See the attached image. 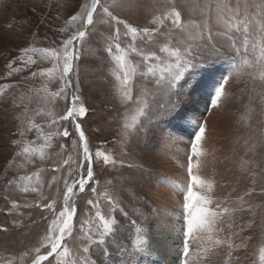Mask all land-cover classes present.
I'll use <instances>...</instances> for the list:
<instances>
[{
    "label": "rangeland",
    "instance_id": "obj_1",
    "mask_svg": "<svg viewBox=\"0 0 264 264\" xmlns=\"http://www.w3.org/2000/svg\"><path fill=\"white\" fill-rule=\"evenodd\" d=\"M101 3L109 7L113 16L134 27L159 29L152 36L141 33L133 41L130 34L124 35L123 25L119 26V43L136 69L131 84L132 102L123 99L116 79L123 74L112 58L119 54L113 39V23L108 17L100 19L99 8L94 25L87 28L88 35L77 46L79 57L73 60L67 98L64 93L53 96L63 86L62 42L82 29L79 22H71V16L83 12L89 0H0V264H31L38 247L41 254L47 251L42 245L51 234V221L63 209L66 187L78 178L80 171L82 150L78 139L53 135L65 127L74 132L73 124L59 119L68 111L74 93L81 96L89 109L83 127L90 148L93 153L98 149L104 151L116 163L94 159L96 192L74 190L70 201L76 209L74 227L72 235L63 242L69 255L50 259L59 264H121V253L131 251L136 239L143 236L129 223L132 219L145 230L151 224L152 254L139 257V264H184L182 195L190 182L187 157L191 153L190 140L196 133L195 121L203 119L206 133L201 142L202 154L193 157L199 165L193 172L213 182L210 207L220 215L216 217L211 239L208 234H199L203 238L190 244L189 264H262L264 60L260 46L264 35L257 21L264 24V0ZM174 11L181 14V28L171 24ZM157 18L163 19L162 26L154 23ZM229 20L241 22V29L242 22H248L247 46L242 31L229 29ZM210 44L215 45L217 53L214 62L187 78L189 83L181 88L184 102L179 115L169 113L149 121L169 101V95L153 83L149 65L157 68L163 66L161 62L173 59L162 51L164 48L179 49L182 54L191 49L200 59L207 55ZM109 47L113 48L112 55L108 53ZM24 48H51L61 59L54 61L40 51L25 54ZM67 51L71 52V46ZM152 54L159 60H144ZM29 60L35 63H27ZM54 67L56 71L51 76L43 74ZM13 68L19 71L12 72ZM33 72L37 75L33 76ZM226 74L229 77L225 95L219 107L212 108L214 89ZM197 80L203 81V87L192 94L191 85ZM145 103L147 114L139 120L147 124L148 131L142 130L140 123L133 125L132 119ZM54 119L55 124L51 123ZM189 120L193 123L189 124ZM33 124L37 127L26 131ZM21 131H25L23 137ZM22 144L37 151L18 156ZM25 187L29 191L25 192ZM195 191L209 195L206 187L197 186ZM113 198L118 202V210L109 204ZM88 200L95 201L106 218L117 221L115 236L106 237V245L94 244L88 238L91 235L99 239L96 208ZM53 202L55 213L43 207ZM156 210L163 227L154 222V215L148 220L143 218ZM216 240L221 243L215 244ZM85 247L89 248L88 253H84ZM105 247L107 257L102 256ZM172 252L176 258L166 259Z\"/></svg>",
    "mask_w": 264,
    "mask_h": 264
},
{
    "label": "snow or ice",
    "instance_id": "obj_2",
    "mask_svg": "<svg viewBox=\"0 0 264 264\" xmlns=\"http://www.w3.org/2000/svg\"><path fill=\"white\" fill-rule=\"evenodd\" d=\"M227 9V5L224 6ZM100 9L101 15L100 19H104V17H108L109 21L113 23V39L116 41L115 49L119 54L113 55L112 58L115 61L118 69L123 74L117 75L116 79L120 82L121 92L123 95V99L129 102L133 101V95L131 90L132 77L135 73V68L126 58V50L121 47L119 43L120 39V25H123L125 29V36L130 34L131 39L135 41L136 37L144 33L148 36H152L154 31H159V29L151 30L148 28L139 29L137 27L132 26L128 23L127 20H121L118 17L113 16V14L109 11V7L102 4L101 0H91V3L85 6V10L81 13L71 16V22H79L82 26V29H78L73 35L69 38L65 39L62 42V46L65 49V54L63 55V68L61 71V79L63 81V86L56 93H53V96H61L62 93L65 94L64 98H67L66 89L71 84V80L69 79V75L73 71V60L78 59L79 53L76 51L77 46L80 42L84 40V38L88 35L87 28L89 26L94 25V17L97 14V9ZM231 11L230 9H227ZM171 24L176 28H181V14L179 11H174L171 14ZM154 23L163 25V19L157 18ZM229 29H235L237 32H243L245 35L244 44L247 46V33H248V22L243 21V28L241 29V22H233L231 20L226 21ZM259 25L260 31L262 35H264V24H261L257 21ZM209 41H211V35L208 37ZM229 39H232L229 37ZM69 46L72 47L73 51L68 52L67 49ZM134 50V49H133ZM237 50L238 49H234ZM246 50V47H245ZM40 51L46 54L48 57L53 59L54 61H58L61 59L58 52L51 48L46 49H36V48H24L23 52L25 54L35 53ZM162 51L168 52L171 59L167 63H163V66H158L154 68L152 65H149L148 72L154 77L153 83L155 86L165 91L169 95L168 103L163 107V109H157L156 113L149 118V121L152 119H156L157 116L167 115L169 113H176L179 115L178 110L180 109L181 104L184 102V94L181 93V88L189 83L187 79L190 75L196 73L201 68L208 67L211 63L214 62L213 56L216 55V49L214 44H210L209 51L207 55H203L200 59H197L196 56L192 54V50L188 49L181 53L179 49L175 51H171L168 48L162 49ZM109 55H112L113 48H108ZM260 56L261 59L264 60V43L260 46ZM145 61L148 60H159V57H156L155 54L145 56ZM27 63H35V60H29ZM11 68V64L8 65ZM19 71V69H12V72ZM56 71V68L48 69L45 73L46 75L51 76L53 72ZM157 71L159 74L157 75ZM12 73L10 72L9 75ZM37 73L33 72V76H36ZM229 74H226L224 78L220 81L218 85H216L214 89L213 99L210 107L217 108L219 107V102L222 97L225 95V85L228 84ZM7 87V86H6ZM203 87V81L197 80L195 83L191 85V93L194 94L197 90ZM2 91V89H0ZM69 109L61 116L59 119L64 121H69L74 125V132H71L68 127H65L62 132H55L53 135H62L67 138L70 135L73 136L74 139H78L79 145L82 150V159L80 160L79 167V175L78 178L73 180L70 185L66 187V192L64 194L63 199V209L56 214V218L51 221V234L46 236L43 241V247L47 249L45 254H41L40 248L36 249V255L33 260V264H44L45 261L48 264H59L58 261H54L50 259V257H60L63 254L64 257L69 255L68 247L64 246L63 242L66 236H71L73 232V221L74 215L76 212L75 207L70 204L74 196V190L79 193H84L86 190L91 191L92 193L96 192V184L97 180H94V168L93 161L96 158H102L105 164H115L116 161L112 156L107 155L104 151L97 150L93 153L90 148L89 137L86 135L85 129L83 127L84 118L87 116L89 109L83 104L82 98L80 95L74 93L69 100ZM147 109V104L145 103L143 107H139L137 110L136 116H133V125L140 123V127L142 130L148 131L147 124L140 122L139 118L145 116ZM186 118V117H185ZM53 124L57 123L54 119L52 120ZM189 124H192L193 121L189 120ZM37 127L35 124L32 127L26 129V131H31L32 128ZM125 127H128L125 125ZM196 133L193 138L190 140V149L191 153L187 157V174L190 182L187 185V188L184 190L182 195L183 200V210L181 212L182 219V243L184 245L183 256L185 257L184 264H189L188 256L190 250L191 243H198L203 237L199 234H208V238L211 239V233L214 230V225L216 223V217L220 215L218 211H214L210 206L213 201L211 198V193L214 189V184L211 180L202 179L200 176L194 174L193 170L198 168L199 165L193 162V157H199L201 153V142L205 137L206 133V121L197 120L195 121ZM40 131L39 128H37ZM20 135L23 137L25 135V131H21ZM17 144H20V141H16ZM37 149L29 146V144H22L21 149L17 152L18 156H26L35 153ZM41 158L43 157V150H40ZM28 180L31 181V177H28ZM91 185V187H89ZM206 187L209 195H201L197 191H195L196 187ZM179 187V186H177ZM24 191H29V188L25 187ZM31 191H37L36 188H31ZM88 204L96 208V218L98 220V229H99V239L95 240L91 235H89V240L94 244L98 245H106V237L115 236L116 233V224L117 221L115 219H108L102 214L99 205L93 201L88 200ZM110 206L113 210H118V202L113 198L109 200ZM39 206V205H37ZM13 207H17L16 204H13ZM44 208L56 212L55 202L49 203L43 206ZM227 211V209H224ZM135 215V213H133ZM155 216L157 219L154 221L157 225L163 227L162 222L160 221V212L156 210L155 212H150L149 216H141L145 220H148L150 216ZM186 221V222H185ZM129 223L135 227V230L139 232H143V236L136 239L135 244L132 246L131 251H126L121 253L122 261L121 264H139V257L147 256L152 254V232L150 230L151 224L147 225V230L140 227L136 220L129 219ZM215 244H220L221 241L216 240ZM84 253L89 252V248L85 247L83 249ZM109 255L108 248L105 247L102 251V256L107 257ZM126 256V259L123 258ZM260 260L262 264H264V249L261 250ZM86 264H90V261H86ZM103 264H111V261H104Z\"/></svg>",
    "mask_w": 264,
    "mask_h": 264
},
{
    "label": "bare ground",
    "instance_id": "obj_3",
    "mask_svg": "<svg viewBox=\"0 0 264 264\" xmlns=\"http://www.w3.org/2000/svg\"><path fill=\"white\" fill-rule=\"evenodd\" d=\"M159 248V247H158ZM163 250H165V248L163 249ZM174 250V249H173ZM165 253V252H164ZM175 252H172V253H170V254H168V255H166V259H170L171 257L173 258V257H175ZM171 256V257H170ZM176 258V257H175Z\"/></svg>",
    "mask_w": 264,
    "mask_h": 264
},
{
    "label": "flooded vegetation",
    "instance_id": "obj_4",
    "mask_svg": "<svg viewBox=\"0 0 264 264\" xmlns=\"http://www.w3.org/2000/svg\"><path fill=\"white\" fill-rule=\"evenodd\" d=\"M90 3H91V0H90Z\"/></svg>",
    "mask_w": 264,
    "mask_h": 264
}]
</instances>
